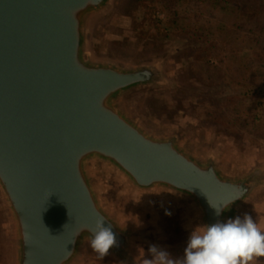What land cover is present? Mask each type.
Here are the masks:
<instances>
[{
  "label": "water",
  "instance_id": "95a60500",
  "mask_svg": "<svg viewBox=\"0 0 264 264\" xmlns=\"http://www.w3.org/2000/svg\"><path fill=\"white\" fill-rule=\"evenodd\" d=\"M117 1L0 0V201L12 264H82L95 253L88 241L100 216L117 240L104 257L144 264L139 230L108 203L106 172L134 195L186 201L200 226L243 217L264 190H249L252 169L213 160L132 109L158 81L155 63L97 48Z\"/></svg>",
  "mask_w": 264,
  "mask_h": 264
},
{
  "label": "rangeland",
  "instance_id": "374dc122",
  "mask_svg": "<svg viewBox=\"0 0 264 264\" xmlns=\"http://www.w3.org/2000/svg\"><path fill=\"white\" fill-rule=\"evenodd\" d=\"M177 1L179 5L171 10L174 13L164 12L169 8L162 0H118L114 11L98 28L97 48L121 60L160 65L164 81H158L156 87L131 99L132 109L152 128L182 134L200 151L212 153L217 160L238 171L264 166V103L254 102L251 96L254 91L248 90L251 86H263L264 82L251 80L250 75L233 76L228 72V69L235 71V56L239 59L242 54L234 55L228 42L241 45L242 39L235 34L243 22L229 8L235 5L246 9L254 4L253 0ZM140 2L150 5L148 12L157 13L163 21H169L170 15L176 18L170 37L159 34L150 40H141L136 36V24L146 11L137 8ZM242 13L241 17L246 20L245 12ZM187 21L195 22L198 29L188 27ZM203 24L210 26L212 32L199 28ZM210 54L214 56H211L212 62H209ZM217 72L226 74L225 80L217 77ZM239 110L242 114H237ZM253 110L262 120L254 122L251 118L246 122L245 116ZM101 182L110 206L139 230L144 258H153L149 248L155 245L179 264L190 233L200 226L193 208L166 193L134 195L111 172L104 173ZM245 213L264 226V190L247 206ZM173 222L174 228L170 227ZM9 234L8 219L0 201V264H12ZM82 264L117 263L93 253ZM254 264H264V258Z\"/></svg>",
  "mask_w": 264,
  "mask_h": 264
},
{
  "label": "clouds",
  "instance_id": "9594fccd",
  "mask_svg": "<svg viewBox=\"0 0 264 264\" xmlns=\"http://www.w3.org/2000/svg\"><path fill=\"white\" fill-rule=\"evenodd\" d=\"M219 215L221 206L211 204ZM104 217L96 219L92 236L88 241L100 258L108 254L117 244L111 227L104 225ZM152 259H144V264H177L169 254L155 245L149 248ZM264 258V226L251 215L229 218L226 222L217 221L204 224L192 230L179 264H254Z\"/></svg>",
  "mask_w": 264,
  "mask_h": 264
},
{
  "label": "trees",
  "instance_id": "16d2710c",
  "mask_svg": "<svg viewBox=\"0 0 264 264\" xmlns=\"http://www.w3.org/2000/svg\"><path fill=\"white\" fill-rule=\"evenodd\" d=\"M162 1L165 2L166 7L169 8L164 9V12H169L179 5V2L177 0ZM253 3L254 4L252 6H247L246 9L241 8V6L238 7L235 5H232V7L229 8L231 10L232 15L239 20H243V22L239 25L240 29L238 30L240 31H237L235 34L238 39H242L241 45L235 46L228 39V45L233 48L232 50L234 52V55L242 53L241 56H239V59H237V56H235L236 64L233 65L235 71L228 69V72L231 73L233 76L250 75L249 78L251 80H259L264 82V0H253ZM149 7L150 5H143V2H140L137 5V8H145L146 11L143 12L144 16H142L141 21L136 24V36L139 37L141 40H150V38H153L159 34L170 37L172 35L171 28L176 25V18H173V15H170L171 18L169 21H163L157 17V13H149ZM171 12L175 13L174 10ZM242 12H245L246 20L244 17H241V15L243 14ZM186 23L188 27L197 26L195 22L191 23L187 21ZM199 28L207 29L212 32L211 29H209L211 27L208 25L203 24L200 25ZM125 41L127 42V39ZM228 45L226 44V46ZM224 50L227 51L226 48ZM209 56V62H212L211 56H213V54H210ZM212 68L214 67L212 66ZM215 74L217 75V77H220L223 80H225L224 76L227 77V75L222 72H217ZM248 88L249 91H254L251 94V96L255 100L254 102L263 101L264 103V85L258 86V88L252 86ZM256 95L259 96L258 99L255 97ZM240 100L241 99L238 98V101ZM262 109L264 110V108ZM237 114H242V112L239 110ZM251 118L254 120V122L262 120L258 118V113L255 110L249 111V113L245 116V121L250 122ZM170 225V227L174 228L176 226V223L173 222ZM178 237L180 236L178 235Z\"/></svg>",
  "mask_w": 264,
  "mask_h": 264
},
{
  "label": "flooded vegetation",
  "instance_id": "af4514ba",
  "mask_svg": "<svg viewBox=\"0 0 264 264\" xmlns=\"http://www.w3.org/2000/svg\"><path fill=\"white\" fill-rule=\"evenodd\" d=\"M152 80L154 81H164V76H163V70L161 69L159 64H155L154 68L152 69ZM212 159L215 160L217 159L216 156H212ZM249 190H253L255 188H260L264 187V166H257L253 170V175L248 182Z\"/></svg>",
  "mask_w": 264,
  "mask_h": 264
}]
</instances>
